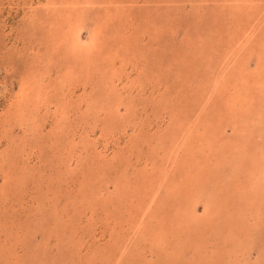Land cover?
Segmentation results:
<instances>
[{
    "label": "rangeland",
    "instance_id": "374dc122",
    "mask_svg": "<svg viewBox=\"0 0 264 264\" xmlns=\"http://www.w3.org/2000/svg\"><path fill=\"white\" fill-rule=\"evenodd\" d=\"M0 264H264V0H0Z\"/></svg>",
    "mask_w": 264,
    "mask_h": 264
}]
</instances>
